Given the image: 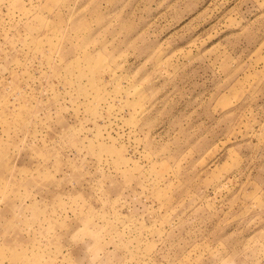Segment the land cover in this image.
Here are the masks:
<instances>
[{
  "label": "rangeland",
  "instance_id": "obj_1",
  "mask_svg": "<svg viewBox=\"0 0 264 264\" xmlns=\"http://www.w3.org/2000/svg\"><path fill=\"white\" fill-rule=\"evenodd\" d=\"M0 264H264V0H0Z\"/></svg>",
  "mask_w": 264,
  "mask_h": 264
}]
</instances>
